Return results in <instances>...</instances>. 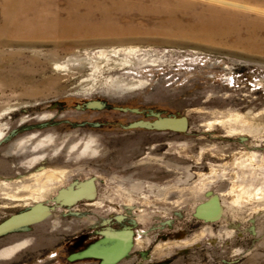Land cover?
<instances>
[{
  "label": "rangeland",
  "instance_id": "374dc122",
  "mask_svg": "<svg viewBox=\"0 0 264 264\" xmlns=\"http://www.w3.org/2000/svg\"><path fill=\"white\" fill-rule=\"evenodd\" d=\"M4 2L0 221L36 202L35 176L50 205L90 177L98 194L0 236L25 242L0 264H100L82 253L125 228L116 264H264V0H21L18 23ZM158 113L188 129L123 128ZM213 195L221 216L195 218Z\"/></svg>",
  "mask_w": 264,
  "mask_h": 264
},
{
  "label": "water",
  "instance_id": "95a60500",
  "mask_svg": "<svg viewBox=\"0 0 264 264\" xmlns=\"http://www.w3.org/2000/svg\"><path fill=\"white\" fill-rule=\"evenodd\" d=\"M88 107H101L99 101L87 103ZM154 120L140 119L131 123L128 127H144L161 130L186 131L188 129V118L186 116H161L155 114ZM98 187L95 177H90L81 181H74L72 184L58 189L54 201L56 205H50L43 201H36L29 207L12 213L0 221V236L17 230L19 228L37 224L48 218L56 206H72L80 200L92 201L97 197ZM213 209L212 211H210ZM222 206L218 195H213L210 200L202 203L198 208L196 215L199 217L215 220L221 216ZM113 242L97 250H86L83 256H93L101 258L100 264H116L120 261L133 246L134 230L125 228L121 230H106Z\"/></svg>",
  "mask_w": 264,
  "mask_h": 264
},
{
  "label": "bare ground",
  "instance_id": "6f19581e",
  "mask_svg": "<svg viewBox=\"0 0 264 264\" xmlns=\"http://www.w3.org/2000/svg\"><path fill=\"white\" fill-rule=\"evenodd\" d=\"M20 2H21V0H5V2L3 3V7H4V10H5V15L4 16L7 19H9V20L10 19L12 20L13 18L16 19V16H17L16 13L19 11V9L21 7ZM70 6H72L71 3H70ZM17 18H18V16H17ZM16 21H17V19H16ZM52 21H53L52 23H54V20L53 19H52ZM28 22H42L43 23L44 20H42V21H36L35 20V17H33ZM17 23H18V21H17ZM15 28H16L17 31H21V29H18V25ZM226 120L227 119H215V120H211V121L207 122V125L209 127H212V125L214 123L215 124H222V123H225ZM236 132H238V129L236 127H230L229 130H228V133L229 134L236 133ZM35 182H36L37 185L35 187L34 192H32V194H31L32 196L31 197H33L35 201H39V200H42L43 199V192L42 191L45 188L43 186H47V185L52 184L54 182H53L52 178H48L46 181H44L42 183L41 182L38 183L39 182V178H37V176H35ZM39 185H40V187H39ZM6 196L7 197H11L13 200L19 199V197H16L17 195L12 194L10 192L6 193ZM212 210L213 209H211L210 211H212ZM24 243H25L24 241H21V242L15 243L14 245L8 246L9 248H5L2 251H0V256H5V255H8V254H12L15 250H17L18 248H20L21 246H23Z\"/></svg>",
  "mask_w": 264,
  "mask_h": 264
},
{
  "label": "flooded vegetation",
  "instance_id": "af4514ba",
  "mask_svg": "<svg viewBox=\"0 0 264 264\" xmlns=\"http://www.w3.org/2000/svg\"><path fill=\"white\" fill-rule=\"evenodd\" d=\"M138 120H140V119H138ZM138 120H133V121H131V122H129L128 124H125L124 126H123V128H125V129H136V128H144V127H134V128H130V127H128L131 123H133V122H135V121H138ZM154 120V119H153ZM188 126H189V123H188ZM146 129H150V128H146ZM150 130H161V129H150ZM166 130H168V131H170V132H174V133H181V132H183V131H178V130H169V129H166ZM165 131V130H164ZM31 137H33L34 135H30ZM29 136V137H30ZM172 136V135H171ZM9 138V136H6L5 137V140H7ZM21 143H19L18 145H21L22 143H23V139H21V141H20ZM165 143V142H164ZM162 144V142H157V144H155V146L154 145H151V146H146L147 147V149H150L149 150V152H151V149H154V148H156V146L157 145H161ZM31 151H36L37 149H35L33 146H32V149H30ZM154 152V151H153ZM156 152V151H155ZM34 155V154H33ZM32 155V156H33ZM37 155H39V156H41L40 157V159L41 158H43V157H45V155L44 154H37ZM31 157V156H30ZM29 157V158H30ZM167 161H168V163H167ZM27 162V161H26ZM26 162H23V164L24 165H26L27 166V164H25ZM38 162V161H37ZM164 164H168L169 166H168V169L170 170V171H172V170H174V171H176V167L175 166H173V163H172V161L171 160H166V161H164ZM34 166H36V163L35 164H33ZM33 165L32 166H28L29 168H32V169H34V170H36L35 169V167L33 168ZM181 167H179V169H180ZM180 172V171H179ZM18 173H20V172H18ZM37 174V173H36ZM20 175V174H19ZM20 176H22V175H20ZM180 176H181V173H180ZM165 180V179H164ZM97 183V182H96ZM164 184V183H163ZM181 183L180 182H176V185H180ZM34 185V186H33ZM36 182L34 181V183H22V184H19V187H21V188H24L25 189V187H29V188H31L32 186L33 187H36ZM173 184H169V186H172ZM165 186V185H164ZM166 187V186H165ZM5 197V196H4ZM21 199H23L22 197H20L19 198V200H21ZM11 215V214H10ZM194 217L195 218H197V219H201L202 221H205V222H211V221H213V220H209V219H205V218H202V217H199L198 215H194ZM116 218H118L117 216H116ZM121 218L122 217H120V218H118L116 221H118V222H120V220H121Z\"/></svg>",
  "mask_w": 264,
  "mask_h": 264
}]
</instances>
